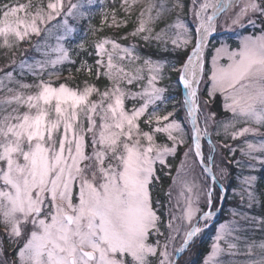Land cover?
<instances>
[{
    "label": "snow or ice",
    "instance_id": "snow-or-ice-1",
    "mask_svg": "<svg viewBox=\"0 0 264 264\" xmlns=\"http://www.w3.org/2000/svg\"><path fill=\"white\" fill-rule=\"evenodd\" d=\"M138 4L120 37L99 35L128 22L116 0L0 4V264H194L234 170L239 205L203 264H264V216L242 210L264 205V0L119 8ZM66 64L105 83L54 86Z\"/></svg>",
    "mask_w": 264,
    "mask_h": 264
},
{
    "label": "rangeland",
    "instance_id": "rangeland-1",
    "mask_svg": "<svg viewBox=\"0 0 264 264\" xmlns=\"http://www.w3.org/2000/svg\"><path fill=\"white\" fill-rule=\"evenodd\" d=\"M9 2H11V0H0V4H3V3H9ZM17 2H18V3H27L28 0H17ZM33 2L35 3L36 0H33ZM146 2H147V0H142V3H146ZM119 3H120V0H116V5H117V9H116V11H117V20L120 21V20H125V19H126V20L128 21V22H127V24H128V23H129V19L131 18L132 13H135V14H136V21H135V22H137V16H138L139 11H140V5L138 4L137 7H135V8L132 10V12H131L130 15H126V14L124 13V11L121 10V9L119 8ZM111 7H112V5L109 4V9H111ZM133 18H134V17H133ZM190 19H191V17L189 16V20H190ZM100 21H101V17H100L99 15H97V16L93 19L92 23H93L96 27L99 28V27L101 26ZM108 23H111V19H109V22H108ZM127 24H126V25H127ZM135 25H136V23H134V25L132 26L131 30L126 31L125 33L122 31V29H121L122 33H121V32L118 33V32H116V30H117L118 27H109L108 24L106 23V24L104 25V27H103V31H102L101 33H99V35H107V36H114V37L124 36V35L128 34L129 32H131ZM122 26H124V25H122ZM245 34H247V33H245ZM229 35H231V39H229ZM94 38H95V37H90L89 42L91 41V39H94ZM239 39H240V36L237 35V34H234V33H229L228 35H224V34H222V35L219 37L220 42H227V43L231 44L232 47H235V46H236V44L239 42ZM232 40H233V42H232ZM33 42H35V38H33ZM120 42L123 43V44L136 43V44H138L139 46L141 45V43L138 41L137 38H133V37H131V36H129L127 40H122V41H120ZM52 43H54V41H52ZM213 43H217V42H216V41H213ZM87 46H88V45H86V47H87ZM217 46H218V44H217ZM189 47H191V46H189ZM21 48H22V49L27 48V49H29V53H28V54H30V55L33 54V53L31 52L30 45H28L27 43L22 44V45H21ZM4 52H5V49L0 48V66H3L4 63L6 62V57H5V55H4ZM8 55L10 56L11 53H9ZM17 56H19V52H17ZM74 58L76 59L77 57L74 56ZM89 63H93V62L90 61ZM66 65H68V64H66ZM66 65H65V66H66ZM62 73H63V72H62ZM62 76H63V74H62L59 78H55V77H54V78L52 79V83H53L54 86H58L60 83H67L65 79H64V80L62 79V78H63ZM74 77H75V75H74ZM74 77H73V73H72V71H71V75L68 76V79H69V80H70V79H71V80L73 79V81H74L75 83H70V84L67 83V84H68L70 87H73V88H75L77 85H79L80 87H82V86H83L82 81L85 80V79L89 80L88 78H86L85 75H84V77H82L83 79L81 80V82L78 81L77 79L75 80ZM88 77L90 78V76H88ZM89 81H90V82H96V83L98 84V86H100V84H99L97 81H94V79H91V80H89ZM28 82H31V77L28 78ZM164 84H165L164 82H161L160 84H158V86H163ZM166 84H167V83H166ZM169 86H170V85H169ZM134 90H135V89H134ZM170 91H171L173 94H175V91H174L171 87H170ZM177 99H179V97H178ZM218 99H220V100H221V103H222V99H223V98H222V97H219ZM126 103L128 104L129 107H131V102H130V101H128V102H126ZM168 110H171V105L168 106ZM163 114H164V113L162 112L161 115H163ZM154 123H155V122H154ZM142 127H145V130H148L147 127L144 126L143 124H142ZM163 139H164V137H163L162 134H157V140H158L159 142H163ZM229 143H239V141H235V142H234V141H229ZM174 162H175V161H174ZM174 162H173V163H174ZM178 163H179V161L177 160L176 164H178ZM258 167H259V166H258ZM244 174H247V173L245 172ZM253 174H254V173H253ZM241 175H242V173L238 170L237 173H236V175H235V178H236L235 184H237V186H236L235 188H238V187H239V178H240ZM229 184H230V181H228V184H227V192H226V193H224V192L220 193V197H221V198H220V199H216L215 202H214V207H215L217 210H216V216L213 218L212 221H214L215 218L218 216V214L221 213V209H222L223 206H220V204H221V202H222L223 195H224V198H225L226 194L228 193V190H229V189H228V185H229ZM224 187H225V185H222V186H221V188H224ZM230 189H231V190H230L231 193L229 194V199H230V200H233V204H232L231 206H229L228 211H230V212L225 216L226 218L223 219L222 221H220L219 224L225 222L226 220H230V219L232 218V217H231V211L233 210V208H236V207H238V205H239V198H238V197H234L233 194H232L233 186H231ZM195 206H196V205H194V207H195ZM257 206L259 207V204H257L256 206H254L252 209H242V210H243V211L250 212L252 215L261 216V213L259 212L260 209H258ZM199 207H200L201 209H203V202H202V201L200 202ZM218 209H219V211H218ZM197 215H199V213H198ZM212 221L209 223V225H212V223H213ZM219 224H218V226H217L216 229H215V232H214V235H213V238H212V243H213L214 237H215V235H216V231H217V229H218V227H219ZM259 238H260V234L257 233V239H259ZM212 243H211V245H212ZM210 251H211V247H210ZM210 251H209V252H210ZM206 254H208V253H206ZM206 256H207V255H206ZM186 258L193 260V261H194V264H203V260H202L201 262H199V263H196L197 255H196L195 252L191 253V254H190L189 256H187Z\"/></svg>",
    "mask_w": 264,
    "mask_h": 264
},
{
    "label": "trees",
    "instance_id": "trees-1",
    "mask_svg": "<svg viewBox=\"0 0 264 264\" xmlns=\"http://www.w3.org/2000/svg\"><path fill=\"white\" fill-rule=\"evenodd\" d=\"M135 21H136V14L132 13L131 18L129 19V23L127 25L118 27L116 32L122 33V31H123L125 33L126 31L131 30L134 23H136ZM121 29H122V31H121ZM138 41L141 43V45H140L141 49L146 50V51L153 50L150 48H146L143 41H140L139 39H138ZM232 42H233V40H232ZM89 44H90V42H89ZM190 50H191V47H189L188 51L190 52ZM89 51H91L90 47H89ZM80 58L81 57L76 58L77 64L79 63ZM85 58L88 59V62H90V61L93 62V60H94L93 57H85ZM169 58L175 59L176 57L173 56V57H169ZM185 59H186V57H185ZM68 68L72 69L73 77L75 75V77H74L75 80L77 79L78 81L81 82V80L83 79L82 77H84V75H85L86 78H88L89 80L94 79V81H96L94 76H91L89 78L85 73L77 72L76 66L66 65V66H64L63 74H66L67 76L63 77L62 79L63 80L65 79L68 84L75 83L73 81V79L72 80L68 79V76L70 75ZM169 75L171 76V79L164 81V83L165 84L167 83L168 85H170V87L175 91V94H177L178 90L181 86L177 83L176 74L169 73ZM98 83L100 85H102L103 83H105V81L101 80ZM178 97L180 98V96L177 94V98ZM218 98H219V96H218ZM237 156H239V153H237ZM176 162L177 161H175L174 164H176ZM237 171L238 170H234L232 172V179L230 180V184L228 185L229 190L225 196V203L221 209V213L218 214L215 222L211 226H209L207 229H205V231L203 233H201L200 240H199L198 245H197V249L194 251L197 255L196 263L201 262L206 257V255H207L206 253H208L210 251L212 238H213L216 227L218 226L219 222L222 221L223 219H225L226 218L225 216L230 212V211H228V208H229V206H231L233 204V200L229 199V194L231 193L230 187L233 186V188H235L237 186V184H235V181H236L235 175H236ZM254 174L257 175L258 177H261V181L257 185V188L259 190L261 188V186L264 185V170H261V169H259V167H257ZM168 182L169 181H167V180L165 181V188L167 187ZM257 208L260 209L259 212L261 213V216H264V205L259 204V207L257 206Z\"/></svg>",
    "mask_w": 264,
    "mask_h": 264
},
{
    "label": "water",
    "instance_id": "water-1",
    "mask_svg": "<svg viewBox=\"0 0 264 264\" xmlns=\"http://www.w3.org/2000/svg\"><path fill=\"white\" fill-rule=\"evenodd\" d=\"M220 186H221V185H220ZM223 199H224V195H223V198H222V203L224 202V200H223ZM221 205H222V204H221ZM218 210H219V209H218Z\"/></svg>",
    "mask_w": 264,
    "mask_h": 264
}]
</instances>
